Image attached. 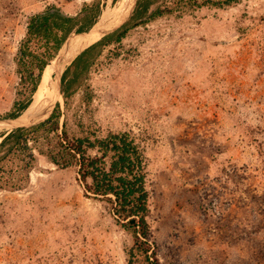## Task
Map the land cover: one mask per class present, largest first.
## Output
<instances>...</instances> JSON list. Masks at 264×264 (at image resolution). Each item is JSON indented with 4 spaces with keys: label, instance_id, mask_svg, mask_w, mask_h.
Instances as JSON below:
<instances>
[{
    "label": "rangeland",
    "instance_id": "obj_1",
    "mask_svg": "<svg viewBox=\"0 0 264 264\" xmlns=\"http://www.w3.org/2000/svg\"><path fill=\"white\" fill-rule=\"evenodd\" d=\"M93 1L0 0V118L38 74L30 56L22 74L16 61L29 18L52 7L74 16ZM129 2L100 0L97 24H116ZM68 101L66 111L62 93L71 134L81 122L99 136L130 132L144 148L159 264H264V0L131 29ZM36 155L27 187L0 192V264H127L132 237L84 196L76 168Z\"/></svg>",
    "mask_w": 264,
    "mask_h": 264
},
{
    "label": "trees",
    "instance_id": "obj_2",
    "mask_svg": "<svg viewBox=\"0 0 264 264\" xmlns=\"http://www.w3.org/2000/svg\"><path fill=\"white\" fill-rule=\"evenodd\" d=\"M242 1L138 0L132 15L118 30L84 50L64 71L62 93L65 110L70 109V97L85 85L90 67L102 49L120 43L131 29L164 17L180 18L203 8L226 9ZM100 14V0H94L74 16L52 7L29 18L26 37L20 44L16 61L22 74L24 70L28 71L25 61L30 56V63L35 60L38 63V74L35 77L28 75L31 77L28 96L21 94L22 98L15 101L4 118H17L29 107L47 61L53 57L52 51L59 50L70 35L89 31ZM33 47H43L45 52L37 54ZM90 98L85 94L87 102ZM76 126L78 133L71 134L66 115L58 103L44 122L0 133V192L27 187L37 161L36 154L59 169L75 167L76 180L84 196L103 202L116 225L132 237L133 245L126 252L127 264H141L140 260L146 264H159L156 249L150 242V194L144 148L130 132L110 131L99 136L96 130L85 127L81 122Z\"/></svg>",
    "mask_w": 264,
    "mask_h": 264
},
{
    "label": "water",
    "instance_id": "obj_3",
    "mask_svg": "<svg viewBox=\"0 0 264 264\" xmlns=\"http://www.w3.org/2000/svg\"><path fill=\"white\" fill-rule=\"evenodd\" d=\"M138 0H130V2L126 5V13L123 15V17L114 25H106L104 29L97 30L95 33L98 34L99 38L93 42L92 44H89L85 46L83 49H80L79 51H75L74 56H70L69 58H65L66 54L69 52L70 47L74 44V39L76 36H84L88 35L92 32L94 26L87 32L83 33H76L73 36L68 37V39L65 41V43L62 45L58 55L55 57V59L48 65L53 67L54 69V76L53 80L51 79V88L52 92L54 94L53 101L51 104L43 110L40 114H37L35 116H32L28 119H25L24 121H21V118L23 117V113L17 117V118H0V133H10L13 130L19 129V128H28L34 125H37L39 123L44 122L47 120L53 111L55 110L58 103H60L61 95H62V76L64 71L69 67L72 62L75 60V58L81 54L84 50L89 48L91 45L95 44L99 40H101L103 37L113 33L114 31L118 30L132 15V12L135 8L136 2ZM78 50V49H77Z\"/></svg>",
    "mask_w": 264,
    "mask_h": 264
},
{
    "label": "bare ground",
    "instance_id": "obj_4",
    "mask_svg": "<svg viewBox=\"0 0 264 264\" xmlns=\"http://www.w3.org/2000/svg\"><path fill=\"white\" fill-rule=\"evenodd\" d=\"M104 23H98L94 26L92 32L88 35L79 36L77 41L80 42L77 46L69 49V52L66 54L65 58H69L70 56H74L77 51L83 49L87 46L93 39L99 37L95 31L103 29ZM78 49V50H77ZM76 51V53H75ZM48 78L45 79L43 84L39 86V88L34 93L33 99L29 107L24 111L25 116H31L37 113L39 110L43 108L44 105H50L53 101L54 96L52 95V88L49 82V74L47 73ZM48 86V88H46ZM46 88V90H44ZM47 92V93H46ZM47 94V95H46ZM47 106V107H48Z\"/></svg>",
    "mask_w": 264,
    "mask_h": 264
}]
</instances>
